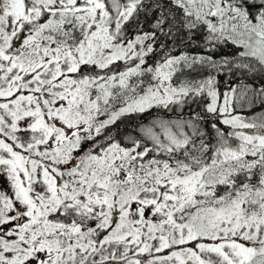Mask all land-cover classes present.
Returning <instances> with one entry per match:
<instances>
[{
  "label": "snow or ice",
  "instance_id": "obj_1",
  "mask_svg": "<svg viewBox=\"0 0 264 264\" xmlns=\"http://www.w3.org/2000/svg\"><path fill=\"white\" fill-rule=\"evenodd\" d=\"M0 264H264V0H0Z\"/></svg>",
  "mask_w": 264,
  "mask_h": 264
}]
</instances>
